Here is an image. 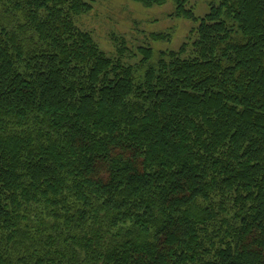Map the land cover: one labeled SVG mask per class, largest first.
<instances>
[{"label": "trees", "instance_id": "obj_1", "mask_svg": "<svg viewBox=\"0 0 264 264\" xmlns=\"http://www.w3.org/2000/svg\"><path fill=\"white\" fill-rule=\"evenodd\" d=\"M129 1L196 26L133 66L0 0V264H264V0Z\"/></svg>", "mask_w": 264, "mask_h": 264}, {"label": "rangeland", "instance_id": "obj_2", "mask_svg": "<svg viewBox=\"0 0 264 264\" xmlns=\"http://www.w3.org/2000/svg\"><path fill=\"white\" fill-rule=\"evenodd\" d=\"M92 5L89 13L76 17L74 24L81 31L90 34L98 48L108 57H116V39L122 38L126 51L121 55L127 65H138L139 47L153 50L154 63L159 52L177 51L189 37V31L195 28L193 22L174 16V3L168 1L160 6L145 8L129 0H86ZM214 0H191L189 6L198 17L206 14L208 6ZM165 34L162 40L153 39V35ZM150 63V64H151ZM145 68L137 72L138 79Z\"/></svg>", "mask_w": 264, "mask_h": 264}]
</instances>
